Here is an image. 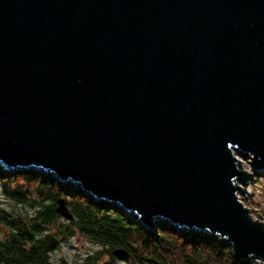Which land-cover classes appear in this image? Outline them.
<instances>
[{"label":"water","instance_id":"1","mask_svg":"<svg viewBox=\"0 0 264 264\" xmlns=\"http://www.w3.org/2000/svg\"><path fill=\"white\" fill-rule=\"evenodd\" d=\"M236 149L264 172V0H0L8 170L42 168L264 260Z\"/></svg>","mask_w":264,"mask_h":264},{"label":"trees","instance_id":"2","mask_svg":"<svg viewBox=\"0 0 264 264\" xmlns=\"http://www.w3.org/2000/svg\"><path fill=\"white\" fill-rule=\"evenodd\" d=\"M26 173L38 176L43 182L44 197L40 193L35 197L27 195L20 185L11 190L3 181V191L8 197L30 205L34 211L20 213L0 207V224L9 228L8 233L0 238V264H71L67 260L55 262L52 253L76 232L100 245L80 264H114L115 248H125L128 251L126 259L131 258L134 264H175L174 259L166 255V248L174 245L170 233L177 234L185 247L180 264H255L252 258L236 256L230 243L209 234H189L167 223L160 224L157 235L149 230L143 231L142 226L125 217L121 209L112 210L109 203L92 197L85 201L74 195L71 200L66 198L73 215L64 219L57 210V200L61 192L65 195L74 192L62 185L58 191L53 189L52 184L60 186L53 176L37 170ZM107 255L109 258L104 260Z\"/></svg>","mask_w":264,"mask_h":264},{"label":"rangeland","instance_id":"3","mask_svg":"<svg viewBox=\"0 0 264 264\" xmlns=\"http://www.w3.org/2000/svg\"><path fill=\"white\" fill-rule=\"evenodd\" d=\"M241 158L243 160H245L246 163H248V164L250 163L249 158H243V157H241ZM7 168L8 167L6 165H4V164H2V162H0V173L3 174L2 176H0V207L6 208L9 211L22 213V212H25L27 210H29L30 212H33L34 209L31 208V206L28 204L18 203L14 198L8 197L3 191V181L6 182V185L11 190H13L14 188H16L17 186L20 185L27 195L35 197L37 194L40 193L42 198L44 197V192H43L42 187H41L43 182H41V180L38 178V176L35 177V175L33 176L32 174L26 173L27 171H30V170H37V171L42 172L44 174H47L49 176H53L54 177L53 180L60 184V186H58V187H56L55 185L52 184L53 189L58 191L62 185V186H64L65 189H69L71 192H74V194L70 193V194H66V195L63 192H61L62 194H60L59 196H63L64 198H67L68 200H71L73 198L72 195H74V197L79 198L83 201L88 199L87 197H92L95 200H98L94 196H92V194H90L86 190H83V188L81 186H79L78 184H74L73 182H72V184H68L66 182H63V181L59 180L58 177L54 173H47L42 168H26L25 170H12V171L8 170ZM252 175L253 176H251L252 177L251 181L253 183L252 187H253L254 191L252 193L244 195L245 196V198H244L245 203L249 206H251V205H254V206L263 205L264 204V172H263V170L257 171V170L253 169ZM255 180L257 182V185L255 184ZM54 184H56V183H54ZM98 201H105L106 203H109L110 208L112 210L117 209V208L119 210L121 209L124 216L128 217L129 219H132L135 222V224H136V222L138 224H140L142 226L143 231L149 230V231H152L155 235L158 234V232H157L158 229L161 230L160 224H166V223L169 225H172V228L174 227V229H176L178 231H184V232L188 231L189 234H192L194 232H201V233H204L205 235H208V234L212 235L210 232L206 233L204 231H201L200 229H197V230L190 232L189 230H185L183 228H177L169 220H166L163 222H162V220H159L158 226L156 228H154V227L149 228V227H146L145 224H142L134 215L130 214L122 205H120L116 202H109L108 200H105V199L98 200ZM61 216H62V218L67 219L66 216H64L62 214H61ZM8 231H9V228L6 224H3V223L0 224V238H3L8 233ZM170 234H171L170 239H172L174 245H169V247L166 248V250H167L166 255L170 259H174L175 264H180L183 261V253L185 251V250H183V248H185V247L182 244L181 239L179 238V236L177 234L175 236L172 233H170ZM213 237H217V238L224 240L219 235L213 236ZM227 243H229V242H227ZM98 247H100V245H98V243L93 242L88 236H86L80 232H76L74 236L70 237L69 239H67L63 242H61L60 247L57 248L52 253V258L57 263H61V262H63V260H67L71 264H80L81 262L84 261L86 255L88 253H92L93 251L97 250ZM144 252H146V251H144ZM146 256H149V255L146 254ZM107 257H108V255L104 257V260ZM114 264H134V261H132L131 258L126 259V257L122 258V257L116 255Z\"/></svg>","mask_w":264,"mask_h":264},{"label":"built area","instance_id":"4","mask_svg":"<svg viewBox=\"0 0 264 264\" xmlns=\"http://www.w3.org/2000/svg\"><path fill=\"white\" fill-rule=\"evenodd\" d=\"M252 176V174H251ZM252 178V177H251ZM251 178H250V182H251V186H253V183L251 181ZM257 179V178H256ZM250 184V183H249ZM255 184L257 185V182L255 180ZM254 190H253V187L251 188V191L249 193H252ZM249 193H246V192H241L240 193V197L242 198V200L245 202L244 198H245V194H249ZM249 206V205H248ZM252 210V213L254 214L255 217L259 218L260 220H263L264 221V204L263 205H259V206H254V205H251L249 206ZM253 259V262L255 264H264V260L259 258V257H252Z\"/></svg>","mask_w":264,"mask_h":264},{"label":"bare ground","instance_id":"5","mask_svg":"<svg viewBox=\"0 0 264 264\" xmlns=\"http://www.w3.org/2000/svg\"><path fill=\"white\" fill-rule=\"evenodd\" d=\"M235 151V153H236V155H238L240 158L241 157H243V158H245L244 156H243V154L242 153H238V150L236 149V150H234ZM242 159V158H241ZM243 160V159H242ZM250 164V163H249ZM248 163H246L245 162V160H243L242 161V165H243V167L245 168V169H247L249 172H250V174H252V172H253V169H252V166H251V164L249 165ZM253 176V175H252ZM68 183H74V184H76L77 182H75V181H73V180H69V181H67ZM251 188H252V186H251V182H250V184H248V186L246 187V193H249L250 191H251ZM242 199V198H241ZM127 210V209H126ZM130 214H132V215H134L135 217H137V218H139L137 215H136V213L133 211V210H127ZM165 220V219H164ZM142 223L143 224H145V226L146 227H149V228H151V227H154V226H151L149 223L147 224V223H144V221H142ZM185 230H188V228H184Z\"/></svg>","mask_w":264,"mask_h":264}]
</instances>
